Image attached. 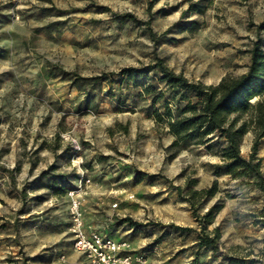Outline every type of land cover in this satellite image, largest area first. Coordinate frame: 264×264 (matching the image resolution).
I'll use <instances>...</instances> for the list:
<instances>
[{
  "label": "rangeland",
  "instance_id": "374dc122",
  "mask_svg": "<svg viewBox=\"0 0 264 264\" xmlns=\"http://www.w3.org/2000/svg\"><path fill=\"white\" fill-rule=\"evenodd\" d=\"M262 21L264 0H0V264H91L68 232L66 191L81 169L98 183L86 222L129 240L150 264H264V191L217 172L223 138L170 146L165 104L175 113L186 101L158 72L118 73L160 58L215 85L246 72L255 40L264 50ZM253 142L250 131L242 137L243 157ZM77 148L82 167L72 163ZM255 157L264 173V137ZM214 182L212 195L201 193ZM212 205L221 208L203 234L218 228L215 249L197 245Z\"/></svg>",
  "mask_w": 264,
  "mask_h": 264
},
{
  "label": "trees",
  "instance_id": "16d2710c",
  "mask_svg": "<svg viewBox=\"0 0 264 264\" xmlns=\"http://www.w3.org/2000/svg\"><path fill=\"white\" fill-rule=\"evenodd\" d=\"M151 4V1L149 2ZM116 19L124 21L135 17L131 13H114ZM259 28H264L262 21ZM250 62L246 72L239 76H223L219 82L203 84L187 79L181 73H175L162 59L157 58L155 63L142 67L128 66L122 68L118 73L128 78H136L149 71L159 73V79L167 84L174 92V99L180 102L184 99L183 106L175 104L176 112L173 113L168 104H165V114L169 117L168 129L174 136L170 146H178L180 143L191 140L196 144L212 147L214 138H223L225 144L220 150L221 163L216 166L217 172L223 171L232 178H253V183L264 191V173L260 169V159H256L257 142L264 137V50L255 40L249 49ZM75 78L98 82L105 78V74L82 77L75 74ZM151 85L145 86L144 91L150 92ZM178 95V96H177ZM161 95L155 96L159 98ZM194 97L196 100H191ZM253 97L257 99L251 102ZM157 118H161L155 111ZM252 132L254 142L248 158L240 152V141L247 132ZM214 185L202 189L201 193L212 195L216 188ZM197 193L194 191L193 194ZM220 206L212 205L202 215L200 232L197 245L199 247L216 248V240L219 237L218 228L214 227L212 235L203 234L207 225L213 221L214 215L220 210ZM193 213L195 211L193 210ZM264 216V207L261 209ZM123 221H129L132 225L137 222L125 217ZM178 231H192L191 227L171 225Z\"/></svg>",
  "mask_w": 264,
  "mask_h": 264
},
{
  "label": "built area",
  "instance_id": "2783aa9c",
  "mask_svg": "<svg viewBox=\"0 0 264 264\" xmlns=\"http://www.w3.org/2000/svg\"><path fill=\"white\" fill-rule=\"evenodd\" d=\"M72 163L74 166L82 167L83 157L79 148L74 152ZM98 186L93 178L81 169L79 177L66 191L69 199V226L73 247L76 251L84 254L91 264H150L145 253L134 251L127 239H115L105 227H96L86 222V209L84 201L86 195L92 188ZM54 194V190L52 191ZM126 192V190L124 191ZM55 201L61 194L55 193ZM135 196L126 192L125 199L131 200ZM119 201L110 203V208L116 210Z\"/></svg>",
  "mask_w": 264,
  "mask_h": 264
},
{
  "label": "bare ground",
  "instance_id": "6f19581e",
  "mask_svg": "<svg viewBox=\"0 0 264 264\" xmlns=\"http://www.w3.org/2000/svg\"><path fill=\"white\" fill-rule=\"evenodd\" d=\"M256 99H257V97H253V98L251 99V102L255 101Z\"/></svg>",
  "mask_w": 264,
  "mask_h": 264
},
{
  "label": "crops",
  "instance_id": "0c3cea01",
  "mask_svg": "<svg viewBox=\"0 0 264 264\" xmlns=\"http://www.w3.org/2000/svg\"><path fill=\"white\" fill-rule=\"evenodd\" d=\"M111 235V234H110ZM117 239H121V238H117ZM133 248V247H132ZM134 249V248H133Z\"/></svg>",
  "mask_w": 264,
  "mask_h": 264
}]
</instances>
